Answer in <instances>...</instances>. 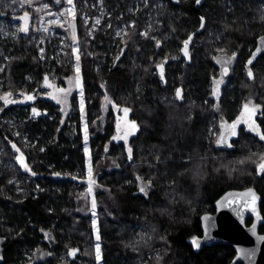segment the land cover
Returning a JSON list of instances; mask_svg holds the SVG:
<instances>
[{
	"label": "trees",
	"instance_id": "obj_1",
	"mask_svg": "<svg viewBox=\"0 0 264 264\" xmlns=\"http://www.w3.org/2000/svg\"><path fill=\"white\" fill-rule=\"evenodd\" d=\"M86 1L75 0L77 43L102 263L231 264L232 246L196 251L192 239L203 234L200 217L214 213L228 190L254 188L264 215V173L257 169L264 140L242 129L231 148L217 143L222 122H234L250 99L260 107L256 120L264 133V0H107L115 10L110 27L92 41L82 17ZM20 4L0 0V21H16L19 7L33 25L23 23L28 31H20L14 45L0 41V53L10 52L0 96H38L45 75L64 83L74 64L69 43L59 58L50 59L47 43L39 53L34 37L41 35L42 10ZM120 24L126 30L118 35ZM255 52L260 54L252 60ZM220 54H235L236 62L215 100ZM108 94L137 124L131 160L113 139L115 115L103 101ZM17 105L0 100V264H99L93 217L79 211L89 189L81 113L72 110L63 122L59 105L46 95ZM14 141L31 171L19 164ZM139 181L150 182L147 195Z\"/></svg>",
	"mask_w": 264,
	"mask_h": 264
},
{
	"label": "rangeland",
	"instance_id": "obj_2",
	"mask_svg": "<svg viewBox=\"0 0 264 264\" xmlns=\"http://www.w3.org/2000/svg\"><path fill=\"white\" fill-rule=\"evenodd\" d=\"M148 0H142L143 4H146ZM63 3V4H62ZM37 10H42L41 12V20L39 23L38 27V32H40V37L36 38L34 37V40L36 42V46L39 47L40 51L39 53H43L46 49L43 47L47 43L49 46L48 49V54L50 56V59L53 58H59V56L65 55L63 51V46L65 44H70L72 45V52L75 57L74 59V64L73 68L69 74L64 79V83H59V79L57 76L55 78L52 77V75H45L43 80H42V87L44 92H40L38 96H35L32 94L31 96L34 97L32 100L26 99V94L19 93L16 96H13L11 94L10 99L14 100L15 103H9L17 106V109L20 107V105H17L19 103H22L26 105L32 104L35 102L40 96L46 95V96H51V99L55 101L59 107H60V113L62 116L63 122L67 120L71 114H73L72 110L74 112H80L81 113V118H82V130L84 133L85 137V126H87V140L86 142V154H87V161H88V166H87V181L89 185V180L94 179V170L92 168V157H91V152H90V146L88 142V123H87V117H86V100L84 96V85L83 81L80 75V63L79 59L77 57H80V48L79 44L77 43L78 41V27H77V14H78V9H77V4L75 0H72V3H69L68 0H53L52 5H58L57 8H50L51 4L46 3V2H41L37 3L34 2V0H21L20 8L25 7V6H32ZM85 12L82 13V17L85 20V23L89 26V35H90V40L92 41L96 35V33L101 29V28H106L108 29L110 27V22L109 18L115 13V10L110 7V3H108L107 0H91V1H86L85 3ZM137 6V4H136ZM26 8V7H25ZM16 16V21L13 22H7L6 20L0 21V41L3 42V46L7 45H14L15 40L17 36L19 35L18 33L22 31L21 29L23 28L24 24L28 20V28H32L33 25L32 23L29 22V19H25L24 13H22L21 9L19 7L17 8L15 12ZM60 30L61 32H58ZM126 30V26L124 24H120L117 29L118 35H121ZM62 33V34H61ZM61 40L59 43L61 46L59 47V44L57 43L58 40ZM10 59V52L7 50H3L2 53H0V88L4 90V82H5V67H6V62ZM221 60L224 61V63H218L217 61ZM216 64L220 68V76L217 79H214L213 84H212V97L215 100H219L221 95H222V88L227 84L228 78L223 76V68L228 67L230 70H233L236 62V56H227V55H217L215 58ZM79 80V83H78ZM218 85V92L214 94V89L217 88V85L215 81H221ZM51 85V87L49 86ZM58 89H64L63 92L58 91ZM81 93H83V96H81ZM5 93H3L1 96H3ZM107 97V99H106ZM104 98V107L107 108L109 106H112L113 108V113L115 115V121H116V134L115 137H123L125 134V126L127 122L133 121L130 116V112H128L127 117L125 118L124 114V108L119 107L116 105L112 97L108 94ZM83 100V111L81 110V101ZM246 103L249 104L250 107L256 106L254 101L250 99ZM245 103V104H246ZM74 104V106H73ZM32 106H30V111H32ZM17 111V110H16ZM257 112H260V107L256 109V112L254 115L257 114ZM47 113L44 112V115ZM14 123V126L16 127V120L13 119L12 121ZM120 125V128H117V125ZM231 123L227 122H222V127L220 131V136L219 139L223 136L224 142L218 144L220 148H231L232 140H234L235 136H232L230 134V125ZM138 133V127L134 132H132L130 135L127 136V139H116V142L121 143L124 145L126 148L127 152L128 149L130 148V141L132 138L136 136ZM218 139V140H219ZM13 144L16 146V149L18 148L21 153L23 149L21 148V144L18 141H14ZM18 155H20V152H17ZM129 153V152H128ZM25 159V158H24ZM130 160L132 159L129 158ZM19 162V161H18ZM26 162V160H25ZM20 164V162H19ZM21 165V164H20ZM22 167V166H21ZM23 170L27 171L24 167H22ZM89 168H91V176H89ZM139 189L141 187H144L146 192L149 193L152 189L151 184L143 181H139L138 183ZM95 200L96 202V207L93 209L92 207V202ZM99 208V204L97 201V198L95 197V187L94 183L91 185V191H87L84 200L81 199L79 201V211L82 213H90L93 217L94 220V225H95V236H97V226H98V214H97V209ZM96 244L99 243L100 245V240H97L95 237ZM2 244L3 240L0 239V260L2 259ZM100 253H101V245H100ZM99 264H103L102 260H99Z\"/></svg>",
	"mask_w": 264,
	"mask_h": 264
},
{
	"label": "water",
	"instance_id": "obj_3",
	"mask_svg": "<svg viewBox=\"0 0 264 264\" xmlns=\"http://www.w3.org/2000/svg\"><path fill=\"white\" fill-rule=\"evenodd\" d=\"M228 68V67H227ZM231 70L228 68L225 77ZM257 131L247 129L260 138L263 133L258 122ZM251 189L256 194L255 209L251 206V196L245 195ZM262 196L254 188L232 189L226 191L215 203L214 213H205L200 217L202 236L198 237L200 251L205 247L217 245L232 246L236 256L231 264H264V233L260 232L264 224ZM208 217L207 220L204 218ZM251 224H248L249 220ZM193 245V244H192Z\"/></svg>",
	"mask_w": 264,
	"mask_h": 264
},
{
	"label": "snow or ice",
	"instance_id": "obj_4",
	"mask_svg": "<svg viewBox=\"0 0 264 264\" xmlns=\"http://www.w3.org/2000/svg\"><path fill=\"white\" fill-rule=\"evenodd\" d=\"M68 2L69 3H72V0H68ZM196 3L197 4H200L201 3V0H196ZM24 18L25 19L27 18V13H25V17ZM203 21H204V18L201 17V27L204 26ZM21 30L22 31H25V32L28 31L27 27H24ZM190 40H191V36H189L188 40H186L184 42V48L182 49L183 52H184V55H186V56L188 55L187 47H188V43H189ZM261 41L264 42V37H261ZM221 51H223V50H221ZM233 56H235V54H233ZM77 59H79V57H77ZM217 62L218 63H224V61H221V60H218ZM251 63H252V61L249 60V64H251ZM158 67H160L161 74L163 75V66L162 65H159ZM227 72H228V68L227 67L223 68V74H227ZM248 75H249V77H252L253 73H252L251 69H249ZM78 83H79V80H78ZM215 83L217 85V88L214 89V94H216V92H218V85L220 83H222V80L221 81H215ZM49 86L51 87V85H49ZM58 91L63 92L64 89H58ZM177 95L178 96L180 95V90H177ZM81 96H83V93H81ZM10 97H11V93H5L3 96H0V100H3L5 104L15 103V101L12 100V99H10ZM26 99L32 100V99H34V97L31 96V95H28V96H26ZM106 99H107V97H106ZM258 107H259L258 105L250 107L248 103H246L244 105V108H243V111L241 112L240 117H238L237 120L234 121V122H232V124L229 126L230 127V134L232 136H236L237 135L236 128H237V125L241 121H243L245 124H247L248 127L252 131H257L258 130V127L259 126L256 124L255 120L253 119V116H254V114L256 112V109ZM81 110L83 111V100L81 101ZM123 111H124L125 118H126L128 112L130 110L128 108H124ZM33 112L35 114H37V115L39 114L36 109H33ZM117 128L118 129L120 128V125L119 124L117 125ZM125 128H126V130H125V134H124L123 137H113V139H125L126 140L127 139V136L130 135L132 132H134L136 130L137 124H136L135 121H130V122H127L126 123ZM258 134L260 135V139L261 140H264V133H258ZM85 140H87V126H85ZM223 142H224L223 136L221 137V139L217 140V143L218 144L223 143ZM229 146H231V145H229ZM13 147L15 148L16 146L13 145ZM85 150L87 151V149H85ZM16 151L19 152L20 150L17 148ZM128 152H129V158H131L132 149L129 148L128 149ZM17 160L20 162L21 166L24 167L27 171H31V169L28 167L27 163L25 162L23 153H21L19 156H17ZM257 169H258L259 172L264 173V156L261 157V162L257 165ZM33 175H35V173H33ZM57 175H59V174L57 173ZM89 176H91V168H89ZM137 179H140V178L137 177ZM93 183H94V181L90 179L89 180V191H91V185ZM140 191L143 192V193H145V195H147V192H146V190H145L144 187H141L140 188ZM245 195L251 196V206L253 207V210H254L255 209V202H256V199H257L255 192L253 190L249 189L247 191V193H245ZM92 207H93V209H95V207H96L95 200H93V202H92ZM204 219L207 220L208 217H205ZM96 239L97 240L100 239L98 230H97ZM262 239H264V238H262ZM192 244H193L194 247L199 248L200 247V241H199V239H197V238L194 237L192 239ZM75 251L76 250H72V252L70 254L71 255H74L75 254ZM96 259L98 261L101 259V253H100V245H99V243L96 244Z\"/></svg>",
	"mask_w": 264,
	"mask_h": 264
},
{
	"label": "flooded vegetation",
	"instance_id": "obj_5",
	"mask_svg": "<svg viewBox=\"0 0 264 264\" xmlns=\"http://www.w3.org/2000/svg\"><path fill=\"white\" fill-rule=\"evenodd\" d=\"M193 36H195V34L193 35ZM194 39V38H193ZM192 43V41H190L189 42V44H188V47H187V51H188V55H189V49H190V44ZM262 48V47H261ZM260 48V45H259V48H257L259 51H261L262 49ZM259 54H260V52H255L254 54H253V57H251V59L252 60H254L256 57H258L259 56ZM230 74H231V72H230ZM230 74H229V76L228 77H226V78H229L230 77ZM223 76H224V74H223ZM225 77V76H224ZM240 115H241V113L238 115V117H240ZM237 117V118H238ZM237 118H236V120H237ZM253 119L255 120V122L257 123V120H256V115H254L253 116ZM235 120V121H236ZM242 129H244V130H246L247 131V129H250L249 127H248V125L247 124H245L243 121H241L238 125H237V128H236V132H237V135L240 133V131L242 130ZM236 135V136H237ZM235 136V137H236ZM251 222H252V220L250 219L249 221H248V224H251Z\"/></svg>",
	"mask_w": 264,
	"mask_h": 264
}]
</instances>
